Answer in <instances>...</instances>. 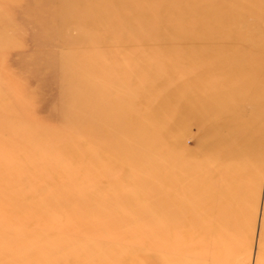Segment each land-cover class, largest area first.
Masks as SVG:
<instances>
[{"label": "rangeland", "instance_id": "1", "mask_svg": "<svg viewBox=\"0 0 264 264\" xmlns=\"http://www.w3.org/2000/svg\"><path fill=\"white\" fill-rule=\"evenodd\" d=\"M0 264H264V0H0Z\"/></svg>", "mask_w": 264, "mask_h": 264}]
</instances>
